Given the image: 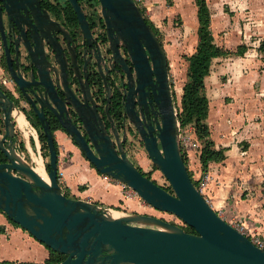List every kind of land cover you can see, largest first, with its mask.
<instances>
[{
	"label": "water",
	"instance_id": "obj_1",
	"mask_svg": "<svg viewBox=\"0 0 264 264\" xmlns=\"http://www.w3.org/2000/svg\"><path fill=\"white\" fill-rule=\"evenodd\" d=\"M3 1L11 22L22 29V33L25 30L19 10H32L29 37L24 43L30 60L29 76L13 66L1 5L0 31L11 77L41 121L50 158V167L46 169L49 180H46L17 151L13 119L16 104L0 88V110L5 128L0 138V151L6 157V161L0 162V210L8 219L55 252L67 255L59 264H264V249L223 219L191 176L181 145L167 52L141 6L135 0H99L112 53L108 63L118 65L129 79V90L125 93L126 112L139 128L150 159L169 180L173 193L145 175L128 157L125 138L120 136L110 112L107 111L110 129L99 112L88 72L84 76L80 73L82 69L76 53L72 57L73 79L77 82L74 87L68 60L63 55L59 57L54 39L45 35L46 42L57 52L55 60H50L39 49L36 31L41 29L42 23L33 6L34 1H39ZM69 2L77 12L84 42L91 45V28L82 6L78 0ZM61 32L65 33L71 47L69 31ZM121 45L127 57L122 54ZM91 58L111 94L106 75L110 73L107 58L102 56L97 44ZM87 65L85 62L84 69ZM146 87L153 91L159 106L161 119L156 127L148 124L145 128L133 115L132 105L135 99L144 103ZM46 109L52 112L57 124L98 172L127 184L155 209L178 216L194 228L195 233L150 214L114 217L110 209L96 202L67 196L59 182V153ZM0 264L46 263L0 261Z\"/></svg>",
	"mask_w": 264,
	"mask_h": 264
},
{
	"label": "crops",
	"instance_id": "obj_2",
	"mask_svg": "<svg viewBox=\"0 0 264 264\" xmlns=\"http://www.w3.org/2000/svg\"><path fill=\"white\" fill-rule=\"evenodd\" d=\"M225 3H229L224 4L225 11H247L251 18L259 12L264 14L263 0H226ZM254 20L258 22V19ZM258 23L262 30L264 21ZM251 25V22L244 25V31L237 41L239 45L248 47L245 53L228 55L231 58L225 60L229 61V68L226 67L228 62H215L223 57L214 59L211 72L205 80L209 98L206 119L210 129L209 138L216 149L224 151L225 158L210 162L204 170L200 155L205 141L198 137L192 126V132L187 135L197 146H186L185 153L190 159L187 166L193 180L199 179L205 172L210 173L208 193L214 208L222 210L226 216L240 219L250 232L264 237V50L262 47L259 50L257 47L252 49L247 44ZM234 61L240 66L236 71L231 69ZM0 77H5L1 66ZM54 134L59 149L70 150L73 154V164L65 168L63 173L75 198L104 206H117L124 202L139 211L138 202L125 197L121 186L113 182V178L98 172L70 136L62 130ZM39 140V137L25 138V148L21 147L19 153L26 161L33 163L32 151L36 156L39 155ZM195 152L196 158L191 156ZM71 175L86 185L84 190L77 189L78 184ZM27 233L0 211V261L44 263L43 260L49 255L46 246Z\"/></svg>",
	"mask_w": 264,
	"mask_h": 264
},
{
	"label": "flooded vegetation",
	"instance_id": "obj_3",
	"mask_svg": "<svg viewBox=\"0 0 264 264\" xmlns=\"http://www.w3.org/2000/svg\"><path fill=\"white\" fill-rule=\"evenodd\" d=\"M38 1L39 3L37 1H34L33 6L34 9L38 12V17L40 18V21L42 23L41 29H38L36 31V37L38 38L39 41V49H42L43 53L50 60H55V56L57 52L54 50L52 46H50L46 42L45 35L49 36V38L54 39V41L57 43V47H59V57L63 55L68 60L69 72L74 87L77 85V82L74 81L73 79L75 72L73 70L74 67L72 64V57L73 54L76 53L77 61L79 62V65L82 69L80 73L84 76L86 71L88 72L89 81L91 82L92 95L96 100L99 112L107 121V125L109 126V129L111 128L110 126L111 124L110 121L108 120L107 111L110 112L111 116L115 120V125L118 128L120 136L122 138L123 137L125 138L124 145L127 152L128 144L131 141H133L134 138H138L140 141H142V139L139 128L133 121H131L130 117L126 112L125 93L129 90L128 89L129 79L127 77V74L122 73V71L119 70L118 65L111 66V64L108 63L110 62L109 60L112 53L109 50L110 41L108 39L107 29L104 18L102 16L101 5L99 0H78V2L83 8L85 16L89 21V25L91 28V36L89 38V40L91 41L89 42L91 45H89V43L87 42H84L85 37L78 21L77 12L74 10V7L69 2V0H38ZM0 5H1V15L4 24V30L7 37V44L11 50L13 66L17 71L23 72L24 76H29L30 67L28 63L30 60L29 57L27 56L28 50L24 43L27 42L29 37L28 29L31 27L30 21L32 20V10L25 11L22 8L19 10V15H21L22 17L21 24L23 26V29L25 30L24 33H22V29L21 30L18 29L17 26L14 24V22H11L10 20L11 15L8 14L5 6V2L3 0H0ZM10 5L14 6L12 4ZM43 25L46 27V29L45 28L42 29ZM62 30L69 31L70 36L72 38L71 47L69 45V41L67 37L65 36V33L61 32ZM96 44L98 46V49H100L102 56H105L107 58V65L109 66L110 73L106 75L108 78V84L111 86L112 89L111 94L108 93V89L106 87L105 81L99 75V70L97 65L95 64L94 59L91 58L94 53ZM120 48L122 54L127 57V52L125 51L124 47L121 45ZM0 49L2 53L0 59V66L4 71V75L7 76V78L9 79L8 80L5 77L3 78L0 77V88H2L5 92H7V94L14 100L16 104L14 111H20L24 115H26V117L30 116V118H32L33 121H37V122L40 121L38 116L34 112L31 103L27 100L22 90L18 87L16 82L11 77V73L8 68L6 45L2 37L1 31H0ZM85 62H88L87 69H84ZM127 62L132 68L131 61L127 59ZM173 95H174V91H173ZM143 98H144L143 104L138 103L137 99H135L134 104L132 105L134 118H139V123H141V125L144 126L145 128H147L148 124H153L156 127L160 122L161 118L159 114V106L155 99L153 91L150 90L148 87H146ZM109 99L111 100L109 101ZM46 115L47 118L50 120L52 127L54 128L53 129L54 133L57 130H62L63 132H65V130H63L57 124L56 118L53 116L51 111L46 109ZM3 118H4L3 112L0 110V138H2L5 133ZM13 119H14V115H13ZM27 119L30 120L29 117H27ZM27 119L25 118V120ZM15 131H16V135L14 138L15 146L17 145L16 137L20 136L19 147L21 146L25 148V143H24L25 138L22 136L20 132V128L17 127L16 122H15ZM82 133L88 140V135L83 129H82ZM90 145L91 148L95 151L93 145L91 143ZM0 156L3 159H5L4 161H6L5 155L1 151H0Z\"/></svg>",
	"mask_w": 264,
	"mask_h": 264
},
{
	"label": "rangeland",
	"instance_id": "obj_4",
	"mask_svg": "<svg viewBox=\"0 0 264 264\" xmlns=\"http://www.w3.org/2000/svg\"><path fill=\"white\" fill-rule=\"evenodd\" d=\"M207 2L212 15L211 29L214 34L215 41L218 45L231 51L232 56L237 55L235 54V51L239 46V43H237L238 37H240L242 30L244 31V25L251 22V28L248 29V31H250V34L247 37V44L252 49L257 47L259 50L261 49L260 47H263L262 44L264 42V27L261 30L258 23L264 21V14L262 12L253 14L254 18H251V15L247 11L237 12L236 9H233L232 11H225L224 4H229L225 3L226 0H207ZM139 5L145 13L146 18L156 29L157 35L162 41L167 52L170 81L173 86L172 89L174 91L175 105L178 109V107L181 106L182 88L184 87L188 79L187 72L189 62L187 60V57L193 54L198 46V8L194 0H140ZM246 10L250 11L249 9ZM259 16H261V18ZM254 19H258V22ZM1 55L2 53L0 49V59ZM228 58L231 57L226 56L222 59H217V61L215 62L217 64L228 62V64H226V67L229 68V61L225 60H229ZM231 69H234V71H236V69H240V66L235 64L234 61L232 63ZM5 78L8 79L7 76H5ZM235 79H237V77H235ZM187 129L188 132H186ZM187 129L181 128L180 134L182 136H185L192 132L190 125L187 127ZM16 144L17 150L19 152L20 150L22 151L21 146L19 148L20 136L16 137ZM38 146L40 148L39 152H41L42 154L44 164L47 169L50 158L46 155L49 151H47V149L44 147L41 140H39ZM182 148L183 152H186V146H183ZM59 152V182L63 187L64 193L69 195V197L75 198V196L72 194L71 188L68 186V180L63 173V170L65 168L73 164V154L70 150L66 149H59ZM26 155L30 160L29 155ZM127 155L135 163V165H137L143 170L144 173H146L148 177L166 188L169 192L173 193L169 180L162 173V171L154 165L142 141H140L138 138H134L133 141L128 144ZM191 156H194V158H196L197 152L191 154ZM186 159L187 162L190 160L188 156L186 157ZM29 163L34 164L32 162ZM70 177L72 178V180H75L76 184H78L77 189H79L80 191L84 190L86 185L81 183V181H78L75 175H71ZM112 180L113 182H116L121 186L122 193L126 195V191L123 190V183L115 179ZM132 199L137 201L140 205V207L137 208L139 209V211H136L134 207L128 206L124 202L117 206H102L111 208L118 215L125 216L134 213L150 214L159 218H163L171 223L177 224L183 227L185 230L189 228V226L181 218L172 213L155 209L147 202H145L138 194L134 195ZM27 234H29V232ZM48 254V257L43 260L44 263H46L48 258L50 257L49 250Z\"/></svg>",
	"mask_w": 264,
	"mask_h": 264
},
{
	"label": "trees",
	"instance_id": "obj_5",
	"mask_svg": "<svg viewBox=\"0 0 264 264\" xmlns=\"http://www.w3.org/2000/svg\"><path fill=\"white\" fill-rule=\"evenodd\" d=\"M194 2L198 8L197 17L199 21V40L196 51L187 57V60L189 62L187 72L188 79L183 87L181 106L178 107V120L180 122L181 128H186L189 125L194 127L198 137L205 141V145L200 155V161L203 169L206 170L210 162L223 160L225 158V154L223 150L216 149L214 147L213 141H211L209 138L210 129L208 124L206 123V119L209 113V98L206 94L205 80L211 72L214 59L231 55V51L218 45L215 41V37L211 29L212 15L207 0H194ZM147 21L150 23L148 19ZM150 24L154 28L152 23ZM262 46V49L264 50V42ZM246 50L247 46L245 44H240L238 46V49L235 51V54L243 55ZM28 117L31 122L38 128L39 138L48 151L46 136L43 133L41 122L33 121L30 116ZM56 146L58 148L57 142ZM58 153H60L59 148ZM46 156H49V152ZM184 156L187 163L185 152ZM4 160L5 159L0 156V162H3ZM92 166L94 167L93 164ZM49 167L50 166L48 164L47 169H49ZM140 170L143 172L141 168ZM144 174L146 175V173ZM196 183L197 182L195 181V184ZM0 211L3 212L2 210ZM227 218L230 219L231 217L227 215ZM238 220L241 221L240 219ZM10 222L20 227V225L12 220H10ZM186 231L195 233L194 228L190 226ZM46 248L50 251V257L48 258L46 264H59L61 261L66 259V255L55 252L48 246H46Z\"/></svg>",
	"mask_w": 264,
	"mask_h": 264
},
{
	"label": "built area",
	"instance_id": "obj_6",
	"mask_svg": "<svg viewBox=\"0 0 264 264\" xmlns=\"http://www.w3.org/2000/svg\"><path fill=\"white\" fill-rule=\"evenodd\" d=\"M138 4L140 0H135ZM178 111V110H177ZM26 117V116H25ZM27 119V117H26ZM27 133L24 130L20 129V132L22 134V136L24 138H26L27 140H29L31 137L33 138H38L39 137V132L37 130V128L32 125L29 120L27 119ZM180 131H181V126H180ZM180 138H181V145L183 146H193L196 147L197 144L191 142V138L188 135L182 136L180 134ZM39 156L42 157L41 152H39ZM193 178V175H191ZM211 176L209 172H205L199 179L194 180V182L196 181V186L197 188L200 190V192L203 194V196L206 198V200L213 206L214 203L212 201V198L210 196V194L208 193L209 187L208 184L210 182ZM123 190L126 191V195L125 197L127 198H133L134 195H137L136 191L131 188L130 186H128L127 184L123 183ZM107 208V207H106ZM111 209V208H108ZM216 211L218 212V214L225 220H227L235 229H237L238 231H240L241 233L245 234L246 236H248L250 238V240L258 247L263 248L264 249V237L259 235V234H254L252 232H250V230L241 222L239 221L237 218L232 217L230 219L227 218L226 214L222 211L219 210L217 208H215Z\"/></svg>",
	"mask_w": 264,
	"mask_h": 264
},
{
	"label": "bare ground",
	"instance_id": "obj_7",
	"mask_svg": "<svg viewBox=\"0 0 264 264\" xmlns=\"http://www.w3.org/2000/svg\"><path fill=\"white\" fill-rule=\"evenodd\" d=\"M13 115H14V119H15V122L17 124V127L20 128L21 130L26 131V134H28L27 128L25 127L28 124L27 120H25V118H26L25 115L20 111H14ZM31 153H32V158H33V163H34L33 164L34 169L43 178H45L46 180H49L43 158H41L39 155H37L38 156L37 157L33 151ZM110 212H111V214H113L114 217L124 216V215L116 214L112 209H110Z\"/></svg>",
	"mask_w": 264,
	"mask_h": 264
}]
</instances>
